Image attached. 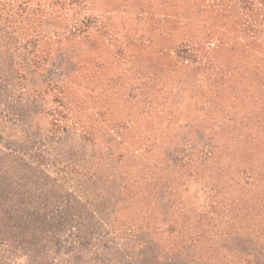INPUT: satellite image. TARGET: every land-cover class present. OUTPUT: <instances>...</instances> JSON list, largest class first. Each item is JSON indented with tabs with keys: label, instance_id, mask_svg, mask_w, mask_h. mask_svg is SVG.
I'll return each mask as SVG.
<instances>
[{
	"label": "rangeland",
	"instance_id": "1",
	"mask_svg": "<svg viewBox=\"0 0 264 264\" xmlns=\"http://www.w3.org/2000/svg\"><path fill=\"white\" fill-rule=\"evenodd\" d=\"M0 264H264V0H0Z\"/></svg>",
	"mask_w": 264,
	"mask_h": 264
}]
</instances>
